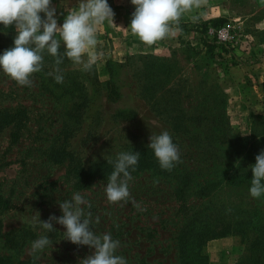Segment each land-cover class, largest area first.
Masks as SVG:
<instances>
[{
    "label": "rangeland",
    "instance_id": "obj_1",
    "mask_svg": "<svg viewBox=\"0 0 264 264\" xmlns=\"http://www.w3.org/2000/svg\"><path fill=\"white\" fill-rule=\"evenodd\" d=\"M206 3L198 21L180 19L169 57L108 61L110 36L122 30L105 21L90 71L64 57L57 83L46 51L31 87L0 69V112L19 111L12 127L0 115V264H80L92 255L55 221L51 232L33 226L38 216H62L60 203L75 193L90 230L119 241L114 254L127 264H264V195L249 193L264 150V0ZM78 4L51 0L58 26ZM16 35L0 24V55ZM163 131L180 152L171 171L148 147ZM121 152L140 158L129 168L128 202L110 203L105 187ZM41 236L52 246L33 254Z\"/></svg>",
    "mask_w": 264,
    "mask_h": 264
},
{
    "label": "clouds",
    "instance_id": "obj_2",
    "mask_svg": "<svg viewBox=\"0 0 264 264\" xmlns=\"http://www.w3.org/2000/svg\"><path fill=\"white\" fill-rule=\"evenodd\" d=\"M131 3L135 6L130 23L131 33L143 44L152 46L165 38L174 37L180 30L174 25L179 24L185 13L200 8L204 0H131ZM40 13H44L43 19ZM55 15L56 9L51 6V0H0V24L5 27L15 25L17 33L14 46L0 55V69L18 85H33L30 77L42 70L45 51L55 58L57 83H63L59 65L64 57L81 66L85 72L90 71L100 58L95 51L97 28L105 21L113 23L114 16L107 0H79L78 7L68 12L62 26H58ZM191 19L196 22L199 16H192ZM61 44L65 46L63 55L58 51ZM148 147L153 150L161 169L171 171L180 162L178 146L173 143L168 131L151 135ZM139 158L138 152H121L118 155L105 187L110 203L128 202V182L132 179L129 168L135 171ZM255 159L249 193L253 198H260L264 195V150ZM85 203L86 200L75 193L71 200L60 203L62 216L51 215L47 221L39 220L38 216L33 226L38 223L45 231L51 232L54 231L55 221L66 228L64 235L71 243L94 249V253L80 264H127L123 257L114 254L119 241H114L108 233L97 235L90 230V219L83 218L85 212L81 205ZM49 246H52L51 240L41 236L31 243V252L35 254Z\"/></svg>",
    "mask_w": 264,
    "mask_h": 264
},
{
    "label": "crops",
    "instance_id": "obj_3",
    "mask_svg": "<svg viewBox=\"0 0 264 264\" xmlns=\"http://www.w3.org/2000/svg\"><path fill=\"white\" fill-rule=\"evenodd\" d=\"M207 6L206 0L198 9L185 13L181 18L191 20L192 16H199L204 7ZM110 7L114 12L113 23L114 29H120L122 32H114L110 36L111 44L109 45L108 61L123 62L129 55H154L159 57H169L174 53L176 47L181 43L180 30L174 37H168L158 41L152 46L143 44L136 36L131 33L130 23L135 6L131 0H113ZM174 27H180L174 25Z\"/></svg>",
    "mask_w": 264,
    "mask_h": 264
},
{
    "label": "trees",
    "instance_id": "obj_4",
    "mask_svg": "<svg viewBox=\"0 0 264 264\" xmlns=\"http://www.w3.org/2000/svg\"><path fill=\"white\" fill-rule=\"evenodd\" d=\"M181 27H179V29H180ZM21 112V111H20ZM18 113H19V111H18V109H16L15 111H13V114H11V113H9L8 112V110L7 109H4L2 112H0V115H4V116H6V118L8 119V117L10 118H12V116H13V118H14V115L16 116H18ZM13 118L12 119H8V120H5V124H4V126H15V122L13 121ZM179 245V244H178ZM9 258H7V257H5V259L4 260H8ZM24 263H29V262H26V261H24V262H22L21 264H24Z\"/></svg>",
    "mask_w": 264,
    "mask_h": 264
}]
</instances>
